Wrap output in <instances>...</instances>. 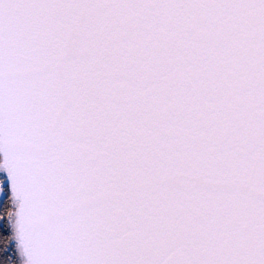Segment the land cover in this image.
Wrapping results in <instances>:
<instances>
[{"label": "snow or ice", "instance_id": "obj_1", "mask_svg": "<svg viewBox=\"0 0 264 264\" xmlns=\"http://www.w3.org/2000/svg\"><path fill=\"white\" fill-rule=\"evenodd\" d=\"M0 264H264V0H0Z\"/></svg>", "mask_w": 264, "mask_h": 264}]
</instances>
